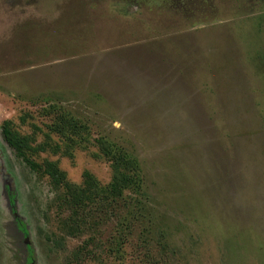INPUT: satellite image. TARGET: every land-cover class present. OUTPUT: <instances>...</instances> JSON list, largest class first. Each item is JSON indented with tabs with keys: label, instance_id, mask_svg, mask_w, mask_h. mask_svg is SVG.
<instances>
[{
	"label": "rangeland",
	"instance_id": "rangeland-1",
	"mask_svg": "<svg viewBox=\"0 0 264 264\" xmlns=\"http://www.w3.org/2000/svg\"><path fill=\"white\" fill-rule=\"evenodd\" d=\"M6 119L78 183L111 181L98 137L124 150L138 214L69 234ZM0 264H264V0H0Z\"/></svg>",
	"mask_w": 264,
	"mask_h": 264
},
{
	"label": "trees",
	"instance_id": "trees-1",
	"mask_svg": "<svg viewBox=\"0 0 264 264\" xmlns=\"http://www.w3.org/2000/svg\"><path fill=\"white\" fill-rule=\"evenodd\" d=\"M21 120L24 122L25 117H21ZM59 121V123L51 125L50 130L66 134L69 128L72 134H69L68 138L70 141H77L74 137L80 134L78 132V123L66 116H61ZM2 134L6 142L33 165L35 169L47 174L55 186L64 188L63 204L70 210V214L64 221V227L69 234L79 235L90 223L96 220V217L101 216L100 213L107 211L116 213L119 210V205L126 211V214H138L136 206H132L134 212L130 209L131 205L139 203L137 196L143 194V182L138 162L103 136L96 139L98 151L93 153V155L106 159L110 164L112 177L111 181L106 185L102 184L88 170L84 171L83 180L78 183L68 179L66 172L59 167L56 161L46 159L43 164L33 162L27 154L45 151L47 145L46 143L35 145V136L21 132L12 119L4 120ZM46 137L50 138V133H46ZM57 148H54V150ZM123 218L124 220L128 219L127 215H124ZM126 228L131 229L132 227L128 224ZM121 231L118 238L113 237L114 242H117L116 244L123 243L126 240L124 229H121ZM114 242L111 239V245ZM83 249L86 251L85 247ZM84 250L77 251L76 257L83 258L85 255Z\"/></svg>",
	"mask_w": 264,
	"mask_h": 264
}]
</instances>
